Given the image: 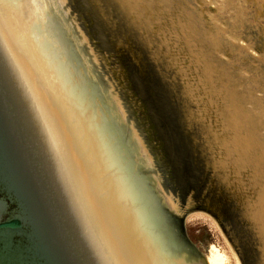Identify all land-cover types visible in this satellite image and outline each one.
I'll use <instances>...</instances> for the list:
<instances>
[{"label":"water","instance_id":"obj_1","mask_svg":"<svg viewBox=\"0 0 264 264\" xmlns=\"http://www.w3.org/2000/svg\"><path fill=\"white\" fill-rule=\"evenodd\" d=\"M84 2L87 21L144 48L146 63L129 50L130 79L147 110L117 113L53 0H0V264H205L183 222L196 210L215 218L243 264H264L178 75L130 32L118 3Z\"/></svg>","mask_w":264,"mask_h":264},{"label":"bare ground","instance_id":"obj_2","mask_svg":"<svg viewBox=\"0 0 264 264\" xmlns=\"http://www.w3.org/2000/svg\"><path fill=\"white\" fill-rule=\"evenodd\" d=\"M67 1L70 0H53L60 12L69 14ZM213 1L212 6L209 3ZM114 3L119 4L120 7L112 3L121 9L119 12L134 27L135 35L148 53L156 54L164 69L169 67L185 81L182 94L189 99L191 117L200 121V124L202 121L210 125L211 128L205 126L209 131L205 130L204 133L202 130L209 146L216 143L222 145L224 157L221 160L216 158L219 161L217 163L231 176L234 174L232 177L239 194L238 203L249 212L258 236L257 247L264 261V240L260 239L257 230L259 223L264 221V144L261 142L264 137V121L261 119L264 67H254L252 62H248L252 60L264 64V0H128L127 7L124 6L125 0H114ZM197 4H200L199 7ZM217 11H221L220 14H216ZM210 12L214 17L207 15ZM165 18L167 24L163 23ZM71 22L78 35L81 34L82 37L79 36L91 44L81 27L73 20ZM218 22L224 24L225 28L218 27ZM245 29L249 30L250 36ZM253 43L260 44L257 48L259 54L255 52L257 50H254ZM237 53L241 55V58L237 56L239 61H226L219 56L221 54L228 58ZM88 57L94 61L98 58L96 55L94 59ZM105 57L98 60L109 69L108 74L115 76L114 67L109 66V58L107 55ZM234 62L238 64L237 67L233 66ZM231 66L239 72L231 74ZM242 69H246L249 74H244ZM118 73L124 72L121 70ZM111 75H108V79L114 89L116 82ZM139 83L136 87L123 84L121 88L119 86L122 96L118 97L115 93V96L110 97L111 101L116 102L114 109L117 108L118 114L125 115L128 106L134 111L146 112V102L141 100L144 98L143 87ZM241 83L244 85L240 86ZM252 91L261 95L255 97ZM228 158L238 159L237 166L231 171L221 166V162ZM200 212L214 225L221 227L210 214ZM224 237L229 242L226 241L228 248L236 255V263L243 264L228 236L224 234ZM216 258L218 260L214 264L229 263L224 253H217ZM204 260L205 264H209L205 255Z\"/></svg>","mask_w":264,"mask_h":264},{"label":"rangeland","instance_id":"obj_3","mask_svg":"<svg viewBox=\"0 0 264 264\" xmlns=\"http://www.w3.org/2000/svg\"><path fill=\"white\" fill-rule=\"evenodd\" d=\"M213 3H214V1L210 2L209 4H212V6H213L214 5ZM216 4H218V3H216ZM66 5L70 6V9H68L69 10V14H65L64 11H61L60 14L63 16V18H65L64 20H66V23L69 26V30H70L72 36L74 37L75 42L81 46V50L83 52L85 51L88 56H91L93 59H94L95 55H96V57H98V58H96L95 61L92 60V59L89 60L90 62L88 61L89 62L88 63L89 67H90V65L92 66V68H93V65H94V67H96V66L98 67L100 76L104 80L105 85H106V89H107V91L109 93V96L111 98H112V96H115V93H116V96H118V97L122 96V94L120 92L121 85L126 84V85H129L131 87H134L132 84H130L131 83L130 80L133 78L134 75H136V70H137V67H135V66L134 67H130L131 60H130L129 50H131V52L135 51V53L138 56H141L142 61L146 63L147 61H146V59H144V53H143L144 52V48L141 49V45H139L137 43V41H134L130 37H127L125 32H123V31H122V33H123V41H122L120 36L116 37L117 35L113 36V35L110 34V32L108 33L104 29L101 30V24L100 23H97V22L93 21L92 24H91L89 21H87L83 14L86 13V11H87L86 7L88 5L84 2V0H70L68 3H66ZM197 5L199 7L200 4H197ZM112 11H113V9H112ZM113 12L115 13V11H113ZM220 12L221 11H217V13L214 12V15H215V13L216 14H220ZM209 14L213 16L212 12L207 13V15H209ZM71 20H73L76 24H78L81 27L82 31L84 32V35L86 34L87 37L90 39V43L91 44H89L87 41H84L81 38L82 37L81 34H79L81 37L78 35L79 32H77L75 30L76 28L72 24ZM123 22H124V20H123ZM121 23H122V21H121ZM216 24L220 28H225L224 24H221L219 22L216 23ZM222 26H224V27H222ZM92 28L95 29L96 31L98 30V32L95 33L97 35V37H96V35L93 34L94 33V32H92L93 30L92 31L90 30ZM131 30L132 29H130V32L133 33L134 31L133 30L131 31ZM245 31L247 33L249 32V30H246V29H245ZM252 31H254V29ZM249 33H248V35L250 36L251 34H249ZM134 34H135V32H134ZM77 35H78V37H77ZM252 35H254V34L252 33ZM98 36L102 37V41H104V42H101L100 38H98ZM115 38H118V40H120L122 42V44L117 45L116 47H114V45H116L115 41L112 42V44H110L111 41H113ZM104 44H106V46H107L106 49H104V46H103ZM259 46H260L259 43H255L253 45L254 50H257L255 52L258 53V54L260 52L257 49ZM112 47L114 48V51L116 50V52L112 51ZM108 50H110V52ZM95 53H97V54H95ZM106 55L109 58L108 60L110 61L109 62V66H111L112 68L114 67L113 69L115 71V73H114L115 76L111 75V74H108L109 69L106 67V65H104V63L102 61H100ZM219 56H221L222 58L224 57L226 59V61L227 60L239 61L238 59L241 58L240 57L241 56L240 53H237L236 55H234V54L230 55L231 57H234V58H231V57L227 58V56L225 57L224 55H221V54H219ZM99 58H100V60H98ZM254 58L256 59L257 57H254ZM248 62L250 64L252 62V65L254 67H256L258 65H262L264 67V64H262V62H260V61H252L251 60V61H248ZM137 64H141V63H137ZM236 65H238V64L236 62H234L233 66L237 67ZM233 66H231V68H232L231 69V74H236L239 71H238V69H235ZM146 69L148 70V68H145L144 70H146ZM121 70H123V72H124L123 74L118 73V71L120 72ZM139 70H141L142 75H144V72H143L144 70L141 67L139 68ZM242 70H244V69H242ZM246 71H247L246 69L243 71L244 74L247 73ZM240 72H242V71H240ZM263 72H264V70H263ZM238 74H240V73H238ZM247 74H249V73H247ZM108 75L113 76V78H114V80L116 82V83H114L115 84L114 85L115 86L114 89L111 87V83H110V81L108 79ZM146 75L147 74L145 73V77H146ZM178 77L180 78L179 75H178ZM117 79L119 80V82H117L118 81ZM145 81H146L145 82L146 85L144 84L145 88L147 87V89H150L151 87H150V84H149V80H145ZM179 82L181 84H183L185 81L180 78ZM247 84L251 85L252 83L248 82ZM241 85H244V83H241L240 86ZM119 86H120V88H119ZM116 87H117V89H116ZM243 93L245 94V92H243ZM252 93L254 94L255 97L256 96L259 97L261 95V94L255 93V91H252ZM147 94H148V92H147ZM111 102H112L113 107H116V102L115 101H111ZM142 102L144 103L146 101L142 100ZM143 103H141V104H143ZM127 110H129V108ZM138 112L139 113H143V110L142 111L139 110ZM206 124H207V122L203 123L202 121H201V124H200L201 127L204 130V133L206 131H209V129H206V127L211 128L210 125H206ZM214 124L216 125V123H214ZM221 148H222V145L217 144V143L214 144V145H211V150H213L212 156L217 158V159H219V160L223 159V157H224V155H223L224 152L222 151ZM145 155H147V153H145ZM149 157H150L149 159L147 158V156L144 157L143 159L146 162V164H148V166H150L151 168H155V164H153V162H152L156 158L155 155H153V153H150ZM167 176L170 177L169 175H167ZM232 176H234V174ZM205 177H206L205 175L204 176L200 175L199 185H201L200 186L201 188L202 187L205 188V185H206ZM174 180H176V178L174 177V175H172V177H170V181L168 180V184L166 185V187H168V189H173L172 185H174ZM181 194L183 195V198L185 196H187V195L183 194V192ZM175 199H177V198L175 197ZM243 210L246 211L249 214L247 209L244 208ZM197 211H199V213H197ZM188 218H189V220H188ZM203 218H205V219H203ZM183 222H184L185 233L187 235V238L189 239V241L191 243H193L199 249V251L202 254H204L206 256V259L209 262V264H214V263L217 262L218 259L216 258V254L219 253V252L224 253L226 255L227 262H229L228 264H234V263L237 264L236 263V255H233L231 250H230V248H228L229 247L228 246L229 242H228L227 239H224L225 237H224V234H223V232L221 230V227H219L217 225H214V223H212V221L208 217L204 216L203 214L201 215L200 210L189 212L187 215L184 216ZM217 227H219V228H217ZM226 241L228 242V244H227Z\"/></svg>","mask_w":264,"mask_h":264},{"label":"snow or ice","instance_id":"obj_4","mask_svg":"<svg viewBox=\"0 0 264 264\" xmlns=\"http://www.w3.org/2000/svg\"><path fill=\"white\" fill-rule=\"evenodd\" d=\"M125 7L128 6V0H125ZM160 23V22H157ZM164 24H167V18L164 19L163 21ZM261 119L262 121H264V107L261 108ZM262 144H264V137H262ZM238 164V159H233V158H228L225 159L224 161L221 162V166L223 167H227L229 169V171H231L232 169H234ZM251 167V165H250ZM258 234L261 240H264V221H261L258 225Z\"/></svg>","mask_w":264,"mask_h":264}]
</instances>
